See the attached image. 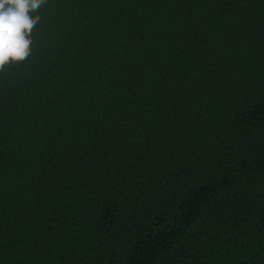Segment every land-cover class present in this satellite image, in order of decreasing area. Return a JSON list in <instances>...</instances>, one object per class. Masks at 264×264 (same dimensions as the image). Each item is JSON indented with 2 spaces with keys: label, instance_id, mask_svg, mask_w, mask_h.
<instances>
[{
  "label": "trees",
  "instance_id": "1",
  "mask_svg": "<svg viewBox=\"0 0 264 264\" xmlns=\"http://www.w3.org/2000/svg\"><path fill=\"white\" fill-rule=\"evenodd\" d=\"M0 72V264H264V0H48Z\"/></svg>",
  "mask_w": 264,
  "mask_h": 264
},
{
  "label": "clouds",
  "instance_id": "2",
  "mask_svg": "<svg viewBox=\"0 0 264 264\" xmlns=\"http://www.w3.org/2000/svg\"><path fill=\"white\" fill-rule=\"evenodd\" d=\"M48 0H0V72L24 63L32 54L39 10Z\"/></svg>",
  "mask_w": 264,
  "mask_h": 264
}]
</instances>
